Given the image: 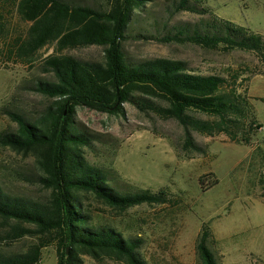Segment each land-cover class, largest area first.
<instances>
[{
    "label": "trees",
    "instance_id": "1",
    "mask_svg": "<svg viewBox=\"0 0 264 264\" xmlns=\"http://www.w3.org/2000/svg\"><path fill=\"white\" fill-rule=\"evenodd\" d=\"M154 1L0 0V42L4 38L10 54L30 60L44 46L55 45V52L42 64V71L53 78L40 77L30 86L52 101L36 117L9 111L17 128L0 132V145L34 157L38 171L25 178L33 177L48 190L38 199L12 193L0 182V264H40L43 250L51 245L57 250V264H85V255L98 262L110 258L150 264L140 251L143 239L96 221L84 198L93 195L124 212L141 204L171 203L173 194L165 187L123 191L115 186L116 174L91 163L85 155L84 148L93 140L77 123L78 107L124 115L126 103H131L142 112L175 118L185 127L184 146L189 151H205L191 129L207 135L226 132L238 139L236 131L244 128L250 108L243 95L222 90L227 82L223 75L198 72L183 59L133 61L127 56L123 46L127 29ZM207 1L170 0V17L191 11L210 12L211 18L194 25L178 22L174 31L155 38L224 51L248 50L264 57L261 33L215 15ZM13 12L30 25L7 41L5 14ZM91 45L103 46L102 60L64 53ZM196 111L218 119L196 117L192 114ZM241 140L250 142L245 136ZM208 175L201 177L202 183ZM217 182V178L210 181L209 187ZM211 236L210 226L204 223L197 241L200 264H218L209 245ZM26 238L30 240L23 249L5 247Z\"/></svg>",
    "mask_w": 264,
    "mask_h": 264
},
{
    "label": "rangeland",
    "instance_id": "2",
    "mask_svg": "<svg viewBox=\"0 0 264 264\" xmlns=\"http://www.w3.org/2000/svg\"><path fill=\"white\" fill-rule=\"evenodd\" d=\"M169 1L155 0L131 22L123 40L127 56L133 61L183 59L198 72L223 75L227 82L222 90L236 91L247 100L250 112L244 128L236 131V140L226 132L207 135L191 129V135L205 151H189L184 146L185 127L175 118L142 112L131 103H126L124 115L80 106L77 123L93 140L84 148L85 155L91 163L116 174L115 186L123 191L165 187L173 194L171 203L141 204L124 212L89 194L85 204L96 221L114 225L127 236L142 238L140 251L150 264H200L197 241L204 223L212 231L209 245L218 264H264V57L248 50L224 51L156 39L174 31L178 22L194 25L211 18L210 12L191 11L170 17ZM206 6L215 15L264 36V0H208ZM5 15L9 22L7 41L30 25L15 12ZM3 41L4 38L0 42V132L17 128L9 111L36 117L50 104L51 98L30 86L40 77L53 78L42 71V64L55 52V45L48 44L26 60L10 54ZM64 53L102 60L105 51L101 45H91L66 49ZM192 114L218 119L199 111ZM258 123L262 126L258 127ZM244 136L249 143L241 140ZM37 171L32 155L0 145V182L8 191L44 198L48 190L33 177L27 179ZM204 175L208 176L202 183ZM215 178L218 182L209 187ZM29 240L5 247L23 249ZM40 264H57L55 245L43 250ZM85 264L127 263L110 258L98 262L85 255Z\"/></svg>",
    "mask_w": 264,
    "mask_h": 264
}]
</instances>
